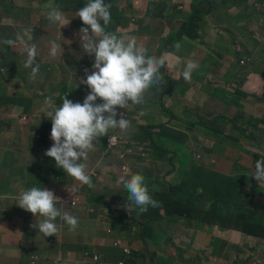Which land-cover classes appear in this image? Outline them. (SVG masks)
Listing matches in <instances>:
<instances>
[{
    "label": "trees",
    "instance_id": "16d2710c",
    "mask_svg": "<svg viewBox=\"0 0 264 264\" xmlns=\"http://www.w3.org/2000/svg\"><path fill=\"white\" fill-rule=\"evenodd\" d=\"M73 2L74 0H50L49 7L59 5L60 11L64 12L73 6ZM249 2L250 0H193L191 2L190 11L188 9L184 10L178 8L172 13V10L169 9L162 0H152L146 12L141 15L131 16L130 14H126L125 17L117 18L110 12L111 23L108 25L107 31L116 34L118 37H135L137 44L146 48L149 55L159 57L163 53L169 52L188 62L192 60L194 53L199 52L198 46L194 44L193 41L204 42L213 46L212 35L210 36L209 31L219 29L223 25H229L227 22L223 24L220 23L218 20L220 13L223 12L229 18L237 20V24L229 26H237L239 22H242L245 23V25L240 26L245 27L248 24H252L253 19L264 15L258 11L263 10V6L254 2L250 9L248 6ZM211 18H213V20H211ZM206 23H209L208 27L203 26ZM256 24L264 31V18L256 20ZM82 27H86L83 25L82 21H72L68 27V29H71L70 32L66 31L68 29H53L49 32L47 41L42 46H40L42 31L37 34L39 54L40 56L47 57V59H42L41 57L36 59V62L39 64V72H42L44 67L56 71L55 66L50 60L57 59L61 56L63 57L73 50L76 53L83 54V58L77 62V66L80 69L79 73H81L82 78H86L85 69H88L89 74H91L94 56L87 55L81 48L79 29ZM65 31L67 35H65ZM50 41H55L61 45L56 57H51L49 55ZM176 42L181 44L179 51H176L173 47ZM261 43L260 41L258 45L254 44L253 47H250L253 52L252 58L245 56L241 59L240 63L245 61L247 65V60L255 61V59L258 58L256 51ZM220 50L224 52L225 49L220 48ZM259 50H261V53L258 58V64L264 67V45L261 46ZM192 61L197 62L199 67L193 71L190 81L183 79L182 73L185 68L173 71L168 63H166V66L161 69L164 83L160 86H153L150 90H165L166 97L161 100L158 111L154 113L158 114V116H145L148 126L139 127L141 130L139 135L135 134L133 137L129 135L127 140L118 141L114 149L108 148L107 146L108 136L101 137L99 138V143L89 153V156L94 158H106L116 155L120 150H126L131 152L133 159L136 161L142 162L143 159L146 158L150 161V165L140 163L138 166L126 171L121 169V165H118L116 171L110 176V185L102 187L100 184H95L97 179L91 175L89 162L86 161V173L91 177L94 187L89 188L87 185H82L80 182L65 174L63 170L57 171L54 179L55 182H47L51 171L45 166V162L52 160V158L45 156L44 153L53 144V141L50 139L52 127L50 115L47 116L49 119L48 123L42 125L36 135L37 146H35L34 155L35 160L40 163L33 173V182L25 183L28 178L23 167L0 162V169L2 168L6 172L3 178L0 179V203L3 200L13 201L14 204L12 206H15V215L17 213L23 216L30 225L39 222L42 218L37 217L36 221V217L30 212H26L19 208L16 204L23 191L32 187H44L53 191L55 196L59 199L56 202V207L58 209L62 212L74 215L79 219V227L75 232H70L68 226L63 221L57 219L56 222L60 227L56 236L44 238L41 234L40 240L44 241L46 250L57 251L61 245L65 244H61L57 248H54L53 242L60 244L65 241V237H68L70 239L67 243H72L73 246H65L72 248L75 252L76 249H83L81 253V257L83 258L84 253L86 251L90 252V249L86 246H79V244L86 235L89 225H91L92 230L88 232V235L92 236V240H99L108 236L110 233L118 232H120L121 238V243L119 245L103 248L101 261L96 264H137V257L143 256V254L138 252L131 244L134 240L141 239L147 243L144 236L145 234L146 236L157 237L159 233L154 228V224L164 218L167 220L184 219L187 221H189V219H194L199 226L207 225L211 227L217 224L220 226V229L236 228L241 230L244 234L249 233L247 235L264 239V209L254 210L251 208L252 206L249 204L248 199L247 201H243L245 196L243 187L246 183V177L250 171L251 174H253L257 160L264 158V125L262 127V125L254 123L245 125L239 129L240 134L247 141L254 142L253 148L257 151L249 150L241 141L237 143L236 146L230 148L229 154L235 158V161L238 160V164L245 169V172L240 176L237 175L233 177L224 174L220 182V190H212L210 188V167H206L199 161H193L191 156H188L191 163H186L184 158H182V154L180 159L182 165L180 167V174L177 177L178 181L173 180L176 174V172H172L173 169L166 170V166H168L170 162L173 163L175 161L176 158H172V155L176 151H180V142L184 141L187 145L191 140L188 130H182L178 126H175L189 124H179L175 120L173 105L170 107L172 110H169V106L174 100H184L189 104H194L203 109V118L195 125H200L207 120L210 122V116H216L217 118L223 117L224 114L220 107L212 111L210 101L212 102L214 99H218L224 104H227V109L233 105L238 107L237 101H231L226 98L225 95L224 97L227 100L216 97V95L212 97L207 95L206 92V89L210 88V77H216L219 80L226 78L227 72L232 70V59L229 62L225 60L219 62L213 55L204 53L201 60ZM217 63L223 65L222 71L215 67ZM255 63L257 62L255 61ZM0 66L5 68V72L0 74L1 103L2 96H9L16 91H19V93L21 92L19 86L12 84L16 76V68L22 72H26V70L31 71V68H25L24 62L5 66H3V62H0ZM27 75L29 81H35L37 79H31L30 73ZM256 77L255 75L253 78ZM260 82L261 81L256 83L253 88L243 86L242 92L244 97L255 94L257 97L256 103L264 104V89L258 88ZM66 90V86L61 88L63 94L59 97L56 106L62 104L64 96L74 103L79 102L82 104L90 91L86 85L82 84L77 88H73L71 91ZM254 90L256 91L253 92ZM260 90H262V93L259 92ZM147 95L146 93L145 98ZM5 100L10 103L14 102L13 98L6 97ZM97 103H102V101L98 99ZM29 104L30 101L21 94L20 107L23 108L26 114L32 113ZM143 104L138 106H142ZM149 104L150 101L148 102L145 113L153 114L149 108ZM133 107L129 109H117V111L118 113L124 112V114L131 115ZM12 113L14 114V110H12ZM116 118L118 119V116ZM26 124L27 123L24 125ZM149 125H158V127ZM30 129L32 130V127ZM120 133L122 137V132L120 131ZM171 145L174 146L171 147ZM26 149L27 147L24 146L22 151ZM160 164H163L165 169L159 170ZM194 167H196L198 171H201L200 176L192 181L191 187L186 188L183 184L184 182L190 181L188 177L189 170ZM235 167L239 169L238 165ZM153 169L157 170V173H155ZM13 170H16L15 174L12 173ZM99 172L100 171H97L95 173L99 174ZM132 174H141L145 177L149 194L159 202V208L164 210V215H161L159 210L144 213L141 223L138 224V221H140L138 211L130 209V207L134 205L127 199L129 193L122 184L118 185L116 183L119 177L124 176L125 178H130ZM155 176H158V179L163 183L164 190L151 188L152 184H154ZM60 177H64V180L69 182L61 183ZM251 179H253L251 183L254 185L253 189H257L263 193L264 182L257 183L253 177ZM61 202L65 203V205L59 206ZM113 204L122 207L113 208ZM226 204L233 205L237 208L236 216H233L231 213H224ZM150 208L152 207L149 206L148 210H150ZM12 212L13 209L11 207L0 209V213L10 214ZM143 222H146V224ZM84 223L85 225L82 227ZM134 226L137 228L138 226L141 227L139 234L133 232L132 227ZM34 230L35 229L32 231ZM36 230L38 231V229ZM31 242L35 244L36 239L32 238ZM18 249V251L0 256V264H54L45 261L40 256L34 255L27 247H20ZM222 251L220 244H218L214 254H222ZM130 254L132 255L128 258ZM74 257L75 256H73V258ZM251 257L252 256H248L247 259ZM63 258L64 259L55 262V264H73V260H68V257ZM76 258L80 259L79 257ZM263 260L264 248L261 256V261ZM120 261L123 263H120ZM77 262L79 264H87L86 262L90 261L82 259V261L77 260ZM165 262H167V264H173L170 258ZM164 263H161L159 259L158 263H155L153 260L150 264Z\"/></svg>",
    "mask_w": 264,
    "mask_h": 264
},
{
    "label": "rangeland",
    "instance_id": "374dc122",
    "mask_svg": "<svg viewBox=\"0 0 264 264\" xmlns=\"http://www.w3.org/2000/svg\"><path fill=\"white\" fill-rule=\"evenodd\" d=\"M84 0H74L73 6L70 11H75L83 2ZM131 1V0H129ZM174 1V4H170ZM193 0H165L166 3L170 4V8L173 11L178 9L179 7L186 8L190 11L191 2ZM261 2L264 5L263 0ZM254 3V0H250L248 6L251 9L252 5ZM126 6L125 1L121 0V3L116 5V10L118 14H120V9ZM0 7L6 9L7 11H14L18 14H20V17L14 18L13 20L9 21V25L12 28V32L9 34V38L16 37V34H21L24 39L28 42V37L22 33L19 29V25L22 24L25 27L32 24L31 29L33 30V35H37L40 31H44L41 34V38L45 39L47 35V30L49 28H61V29H68V24L70 21L66 19V21H69V23L62 27V25L59 24H52L47 20V14L48 12L55 6L49 7L47 3L44 0H38L36 2L33 1H14V0H0ZM130 9V8H129ZM188 11V12H189ZM261 14H264V8L263 10H258ZM235 13V12H233ZM31 18H29V17ZM264 18L263 16H259V18L253 19L252 24H248L245 26V23L239 22L237 26H232V28H228L227 26H222L218 31L215 32V46H211L208 43H199L194 42L199 48V52H196L192 56V60H201L203 58L204 53H209L210 55H213L219 62H222L223 60L230 59L229 57H232L236 60V64L233 65L234 69L229 70L227 72V76L223 80H219L216 77H211L210 81V88L206 89L207 95H210L214 97L228 98L231 101H246L247 102H257V97L255 94L249 95V97H242L235 93V91L238 89L239 92H242L243 86H246L247 88H253V86L256 83H259L261 81V76L264 74V67H262L261 64H258V58L260 56L261 50L259 48L264 45V31L260 29V26L256 24V20ZM213 20V18H211ZM218 20L220 23L227 22L229 25H235L237 24V20L234 18H229L226 16L223 12L220 13ZM236 22V23H235ZM209 23L204 24L203 26L208 27ZM66 31H71V29H68ZM65 31V35H67V32ZM232 38L238 39V43L235 46V49L232 47ZM262 42L260 47L256 51L257 59L255 61H251L246 67V71L253 72L251 75H249L246 79L244 76L246 75L245 70L242 72L241 76L236 77V79L233 80V77H235L236 72L242 71L244 64H240V61L243 57H249L252 58L253 52L251 51L250 47H253L254 44L258 45L259 42ZM29 43V42H28ZM18 49L14 50L12 49V46L5 45L3 46V49L0 50V53L8 52L13 55L12 59H0V62H3V65L6 63V61L10 60L13 63H21L24 59H26V51H24V46L17 45ZM220 48L225 49L224 52L220 50ZM46 51V49H45ZM228 52V53H227ZM83 58L82 53H76L75 51H70L69 54H65V56H61L57 59L50 60L52 64L55 66L56 71H52L50 69H44L42 70L41 76L37 77V79L33 82L29 81L28 73L19 71L18 68L16 72V76L14 80L12 81L13 85H17L21 89V94L24 98L30 101V108L32 110L31 114H28L29 116L23 119L24 122L28 123L30 125V128L32 127V130L29 128L30 138L28 143L29 148V156L26 161L23 163V169L25 171V174L28 179H26L25 183H30L34 181L33 173L36 169V167L39 165V161H36L33 159L35 152V146L36 145V138H37V132L40 130V128L43 125L44 120L49 115V112L53 111V109L46 108L44 101L46 98L51 97L53 104L56 106V103L59 99V97L63 94L61 92V88L66 86V91H71L73 88H77V85H80V80L82 79L81 73H79V68L77 66V62ZM168 59V65L173 70H179L180 68H185L186 64L188 62L184 61L183 59L176 57L174 55H171ZM37 59V58H36ZM231 61V59H230ZM215 67L217 69H220V71L223 70V65L221 63L215 64ZM31 74V73H30ZM43 74V75H42ZM212 75V74H211ZM257 76L256 78H253V76ZM8 76V74H7ZM242 81V84L240 83ZM264 89V86H263ZM262 89V90H263ZM262 90L259 92L262 93ZM148 95L145 98V103L142 106L136 105L133 107V112L130 116V121L134 124L131 126V128L127 132H122V137L119 129L115 130H109L108 137H115V140L110 146H113L117 141H125L127 140V137L135 136V134L139 135L141 133V130L139 127H147V120L145 119V111L148 105V102L150 101L149 108L151 112L154 114L158 111L159 104L162 99L166 97L165 90H159V91H153L148 89L147 91ZM225 93V94H223ZM225 95V97H224ZM227 100V99H225ZM171 101V100H169ZM234 108V115L232 116V124L233 125H225L223 123V118L217 119L218 125L210 124V122L207 120L206 122L200 124V125H175L178 126L182 130H188L191 140L186 145L184 141L180 142V151H176L172 158H176L175 161L172 163L170 162L168 166H166V170L173 169L172 172H176V174L173 177L174 181H178L177 177L180 174V167L182 165L181 163V157L183 154V157L186 163H191V161L188 159V156H191L193 161H199L206 167H210V188L212 190H220V182L224 177V173L220 170H218L216 165H213L210 163V157L215 154L220 156L221 158L229 159L233 162H236L238 164V160L235 161V158L229 154V150L231 147L236 146L237 143L240 142V137L244 141L242 144H244L249 150L253 151V141H247L239 132V129L245 125L254 124V119L250 116L251 114H247L245 116L244 121H240V114L242 113V109L236 107L233 105L232 107H229L226 110V114L230 113V110ZM126 114H124L125 116ZM262 115V114H260ZM23 118V117H22ZM17 120L18 118H12ZM258 125H260L258 123ZM152 127H158V125H149ZM263 127V125H262ZM31 131V132H30ZM240 136V137H239ZM210 140L213 141V145L215 147L210 149L212 146V143ZM221 145H219V143ZM109 143V139H108ZM183 144V146H182ZM174 145H171L173 147ZM264 154V152H263ZM89 162V170L91 171V175H93L97 180L95 182L96 185L106 186L110 185L111 183V174L116 171L117 166L121 165L122 170H129L134 168L135 166H138L140 163L150 165V161L148 159H143L142 162H138L135 159H133L131 152L126 150H120L116 155H113L111 157H99L94 158L92 156H89L88 160ZM45 166H47L51 174L48 176L47 182H55V176L58 169L55 167V161L48 160L45 162ZM165 169V166L163 164H160L159 170ZM155 173H157V170L153 169ZM223 170V169H222ZM100 171L99 174H96L95 172ZM200 172L198 171L196 167L189 170L188 177L190 178L189 182H184L183 186L186 188L191 187V183L194 179L198 178L200 176ZM239 172L238 167L234 168L233 176H237ZM13 174L16 173V170H13ZM6 174V172L1 168L0 169V179L3 178V176ZM251 171L246 177V183L249 185L253 182ZM64 177H60L61 183H68L69 181L64 180ZM177 184V183H176ZM175 184V185H176ZM152 186H155L156 189H163V183L160 179H158V176H155L154 184ZM244 188V187H243ZM105 191V190H104ZM258 202L254 203V205L251 207L252 209H264V195L261 197H258ZM63 205L64 203H60ZM113 208H119L122 206L113 204ZM130 209H134L138 211V217L139 220H142L143 214L139 212L138 208L135 206H131ZM224 213H231L233 216L237 215V208L233 205L226 204L224 207ZM0 219L5 222L7 219L5 215H1ZM140 221H138V224ZM5 224V223H3ZM2 224V225H3ZM188 224L192 226L194 232L198 228H201L202 226H199L194 219H189ZM85 225L82 224V227ZM220 226L217 224H214L210 227V247L207 249H201L202 246V240L193 237L191 245L185 250V253L179 252L176 255V258H173V261H176L175 264H259L255 257L253 256L252 259L247 260L248 256L252 253L250 244L251 242L248 239V236H242L240 234L241 230L236 228H229L231 232V237L228 239H225L222 237ZM92 230V226L89 225V228L87 230L86 235L83 237L82 241L80 242L79 246H86L90 249V253H96L98 255V259H90V262H86L87 264H96L101 261L103 248L107 246H111L109 244H103L99 240H92L89 236L88 232ZM132 230L134 233L139 234V229L137 227H132ZM3 232L8 233L7 229H3ZM31 230L25 231L23 230L20 234L22 236H27ZM235 232H239L236 234ZM34 235L41 236L39 232L35 229ZM249 234V233H247ZM227 235V233H226ZM133 236V235H130ZM70 238L65 237V241L61 242L60 244H57L53 242V247L57 248L61 244L65 245H71L72 243H67ZM221 241L227 242V253L224 257V261L221 256L215 255L214 252L216 250V247L218 244L221 243ZM244 244V246L242 245ZM138 252L142 253L143 256L137 257V264H150L153 260L155 263H158L159 261V249L157 246H155L153 243L148 241V243L144 242L143 239L141 240H134V242L131 244ZM39 247L43 246V243L38 244ZM62 250L68 251L72 254L68 257V260H73V264H79L77 260L82 261L81 253L83 249H76V252L68 247H65L64 245L61 246ZM5 250L4 246L0 244V253H2ZM73 255L75 256L73 258ZM76 257H79L80 259H77ZM64 259L63 257H59ZM238 260V261H237ZM261 264H264V260L260 261ZM55 264V262H54ZM81 264V263H80ZM164 264H167L165 262Z\"/></svg>",
    "mask_w": 264,
    "mask_h": 264
},
{
    "label": "clouds",
    "instance_id": "9594fccd",
    "mask_svg": "<svg viewBox=\"0 0 264 264\" xmlns=\"http://www.w3.org/2000/svg\"><path fill=\"white\" fill-rule=\"evenodd\" d=\"M124 1L126 6L120 9V14L116 10V5L120 4L121 0H84L75 11L68 9L64 12L60 11L59 5H56L47 14L50 23L62 27L69 21L70 23L82 21L86 27L79 29L81 48L87 55L94 56L91 74L85 69L86 78L80 80V84L86 85L90 90L82 104L74 103L66 96L59 106L53 104L51 97L44 101L46 108L53 109L49 112L52 123L50 139L53 144L46 150L45 156L55 161L56 168L62 169L65 174L89 188L94 187L91 177L86 173L89 153L99 143V138L108 136L110 129L127 132L134 125L128 114L124 116V112L118 113L117 109H129L145 103L148 89L164 83L161 69L166 66L172 55L169 52L159 57L149 55L146 48L137 44L135 37H118L107 31L111 23V13L117 18L125 17L126 14L134 16L136 13L134 1ZM254 2L264 7L261 0ZM0 43L8 46H24L26 51L24 67L31 68L30 78L34 80L39 72V64L36 62L37 45L28 43L19 33L16 34L15 39H4ZM173 47L179 51L181 44L176 42ZM60 48V44L50 41L49 55L56 57ZM198 67L197 62L189 60L182 73L183 79L190 81L193 71ZM98 99L102 103H97ZM113 140L115 137L109 138V144ZM252 177L257 183L264 182V158L257 160ZM116 183L123 185L129 193L128 201L138 208L140 213L159 210V213L164 215V210L159 208V202L149 194L143 175L132 174L130 178L121 176ZM58 200L53 191L44 187H32L22 192L16 205L30 212L36 217V221L37 217L42 218L39 222L29 224V229L31 231L38 229L39 234L44 238L57 235L60 227L56 222L57 219L63 221L70 232H75L79 227V219L58 209L56 207ZM63 205L59 203V206ZM149 206L152 207L150 210H148ZM138 229L140 233L141 227L138 226ZM145 240L148 243L149 240L146 238ZM99 241L111 245L107 247H115L121 243L120 232L110 233ZM150 242L158 247L157 241ZM219 256H223V251ZM59 257L62 256L55 257L53 263L62 259ZM82 259L97 260L98 255L86 251Z\"/></svg>",
    "mask_w": 264,
    "mask_h": 264
},
{
    "label": "crops",
    "instance_id": "0c3cea01",
    "mask_svg": "<svg viewBox=\"0 0 264 264\" xmlns=\"http://www.w3.org/2000/svg\"><path fill=\"white\" fill-rule=\"evenodd\" d=\"M14 1L22 2L26 0H14ZM28 1L36 2L38 0H28ZM44 1L49 6L50 0H44ZM133 1H134L135 10H136V13L134 15H141L146 12L149 3L152 0H133ZM162 1L166 3L165 0H162ZM171 4H174V1ZM166 5L169 9H171L170 4L166 3ZM179 8L187 10L186 8H183V7H179ZM17 17H20V14L14 11H7L6 9L0 7V41L4 39H14V38H9V34L12 32V28L8 22ZM223 26L232 28V26H229V25H223ZM31 27H32V24L26 27L22 24L19 25L20 31L28 37V42L35 43L37 45L36 58L38 59L41 57L42 59H47V57L45 56H40L39 44L37 43V35L32 37L33 30L31 29ZM53 29L59 30L61 28H49L47 30L46 38L45 39L41 38L40 46L44 45V43L47 41L49 32ZM219 29H214L212 31L211 30L209 31L210 36L212 35L213 46H215V43H214L215 42V32L218 31ZM194 42H198V41H193V43ZM199 43H204V42H199ZM237 43H238V39L232 38L233 49H235V46ZM3 46L4 44L0 43V50L3 49ZM12 49L16 50L18 48L16 46H12ZM12 57L13 55L11 53H8V52L0 53V59H12ZM229 58L232 59L233 64H236L234 58L232 57H229ZM230 59H226L225 61L229 62ZM24 61L25 59L22 62ZM247 61L249 64L253 60H247ZM11 64H13V62L8 60L3 66L11 65ZM246 66H243L242 71L236 72L235 77H233V80L236 79V77L241 76ZM232 69H234L233 65H232ZM245 72H246V75L244 76L245 79L253 73L251 71H246V70ZM26 73H31V71L26 70ZM41 73L42 72H38L36 78L40 77ZM210 80H211V77H210ZM242 81L243 80H241V82ZM30 82H33V81H30ZM263 86H264V75L261 76V82L258 88H263ZM256 90H254L253 92H255ZM235 93L238 94L239 96L244 97L243 92H239L238 89L235 91ZM6 97L13 98L14 102L10 103L6 101L5 100ZM20 98H21V94L19 93V91L13 92L9 96L1 97L2 102L0 103V162L4 164H8V165L23 167L24 161L28 159V156L30 154L29 148H28V143H29V138H30V133H29L30 125L28 123L24 125L26 122H24L23 119H25L29 115L24 113L23 108L20 107ZM172 105L174 107L173 110H174L175 120L179 124L188 123L189 125H195L196 123L201 121V119L203 118V109L199 108L198 106L194 104H189L184 100L182 101L174 100V102L170 104L169 110H172L170 109ZM210 105L212 107V111H214L217 107H220L222 109L223 111L222 113L224 114L222 117L223 118L222 121L225 125H233L231 119H232V116L234 115V110H235L234 108L230 110L229 114H226L225 112L227 110V107H226L227 104H224L218 99H214L212 102L210 101ZM238 108L242 109V113L240 114V121H244L245 116H247V114H251L250 116L254 119L255 123L264 125L263 123L264 104H259L256 102H247L245 99V101L238 102ZM12 110H14V114L12 113ZM144 115L145 116H149V115L158 116V114H150V113H145ZM15 117L18 119L17 120L12 119ZM217 119L219 118H217L216 116H210V124L218 125L216 121ZM48 120H49L48 117H46V119L43 122V125H46L48 123ZM239 140L241 142H244L242 139H239ZM210 142L212 143V146L210 147V149L211 148L213 149L215 145H213L212 140H210ZM219 145H221V143H219ZM24 146H26L27 149L25 151H22V148ZM252 150H256V149H252ZM33 159L35 160V155L33 156ZM210 163H212L213 165H216L218 167L217 168L218 170L222 171L225 175H228L230 177H233V171L236 165L239 166L238 176H240L243 172H245V169L242 168L241 165L229 159L221 158L220 156L215 155V154H213L210 157ZM253 186H254L253 184L249 185L248 183H245V186L243 188L245 191V196L243 198V201H247L248 199L249 204L251 206H253L254 203L258 202V199H257L258 197H261L264 195V192L262 193L261 191L257 189H253ZM13 204L14 202L11 200H8V201L3 200L0 203V209L6 208V207H11L13 209V212L10 214L0 213V216L5 215L7 219L5 222H3V220L0 219V244H2L5 248V250L2 253H0V256L8 254L13 251H18L19 250L18 248L20 247H27V249L30 250L34 255L40 256L42 259H44L45 261L49 263H53L54 258L57 256L69 257L70 254H72L68 251L62 250L61 247L57 251L46 250L44 241L40 240L41 236L34 235L33 233L34 231H31L27 236H22L20 233L23 230L25 231L30 230L29 222L26 219H24L23 216L19 214L16 213L15 215L16 210H15V206H12ZM140 223H141V220H140ZM143 223L146 224V222H143ZM154 228L159 233L157 237L154 238L148 235L146 236V234L144 236L149 241L158 242L159 259L161 263H164L168 258H170L173 264H175L176 261H173V258H176V255L179 252L185 253V250L191 245L192 239L194 236L202 240L201 249L210 247V235H211L210 226H207V225L202 226L201 228H198L196 232H194L192 226L188 224L187 220H184V219L167 220L164 218L160 220L159 222H157L156 224H154ZM3 229H7L8 233L3 232L2 231ZM221 231H222L221 235L223 238L228 239L231 237L230 229H221ZM235 233L238 234L239 232H235ZM240 234L242 236H248V239L251 242L250 247L253 253V254H250L249 256H252V257L254 256L255 260L259 264H261L260 261H261L262 251L264 248V239L259 238V237H254L251 235H246L242 232H240ZM32 238L36 239L35 244L31 242ZM39 243H43V246L39 247L38 246ZM227 245L228 244L225 241H221L220 243V247L223 250V256H222L223 261L227 253V250H226ZM242 245L244 246L243 243ZM65 247H68V246H65ZM252 257L250 259H252ZM250 259H247V260H250Z\"/></svg>",
    "mask_w": 264,
    "mask_h": 264
},
{
    "label": "built area",
    "instance_id": "2783aa9c",
    "mask_svg": "<svg viewBox=\"0 0 264 264\" xmlns=\"http://www.w3.org/2000/svg\"><path fill=\"white\" fill-rule=\"evenodd\" d=\"M241 63L246 66V62L245 61H242ZM4 72H5V68L2 67V66H0V74H2ZM108 139H109V137H108ZM108 139H107V146H108V148L114 149V147L117 145L118 141L113 146H110L109 143H108ZM120 263H123V262L120 261Z\"/></svg>",
    "mask_w": 264,
    "mask_h": 264
}]
</instances>
